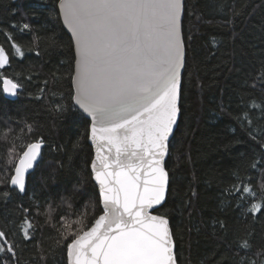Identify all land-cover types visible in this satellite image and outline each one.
Returning <instances> with one entry per match:
<instances>
[{
    "label": "snow or ice",
    "instance_id": "obj_1",
    "mask_svg": "<svg viewBox=\"0 0 264 264\" xmlns=\"http://www.w3.org/2000/svg\"><path fill=\"white\" fill-rule=\"evenodd\" d=\"M57 5L52 15L70 34L66 43L55 35H34L31 43L38 49L43 40L45 51L67 48L72 53L68 70L53 73L55 80L68 81V95L52 92L50 111L61 118L69 112L78 114L84 128L72 145L67 164L58 162L57 166L71 170L73 154L85 139L90 140L95 155L87 169L94 183L90 191L86 189L81 172L73 196L61 197L55 206L46 201L44 211L29 196L36 216L43 215L44 222L29 215L31 207L21 206L19 224L0 223V264H21L29 244L39 252L40 264H47L49 257L53 264H179L180 249L162 213L167 210L170 191L165 159L182 117L186 40L191 39L183 28L186 0H57ZM240 14L233 9V17L224 23L231 25ZM19 30L32 32L33 28L23 23ZM8 39H12L10 34ZM12 48L16 56H24L20 45L13 43ZM35 54L41 55L39 50ZM9 63V54L0 46V69ZM257 79L264 84V72ZM0 81L6 101L23 94L24 85L6 73L0 72ZM43 84L47 86L48 80ZM45 91L42 87L35 98L45 99ZM241 105L244 111L234 118L257 141L259 150H251L250 167L259 173L261 182L254 188L251 176L236 172V181L224 190V196L229 206L234 201L245 219L251 215L255 221L257 213L264 218V127L254 123V119L264 121V100L245 102L241 97ZM35 131L27 121L18 130L0 128V139L8 143L7 158L0 167V186L8 185L0 191L4 202L13 192L28 196L35 170L43 165L45 140L33 137ZM76 194L88 197L91 212L87 203L71 211ZM62 206L69 211L54 218L53 213ZM216 224L228 231L225 221L214 222V227ZM44 226L56 233L49 236L47 247L36 240L37 231ZM232 245L236 264H264V246H256L254 231L236 229L229 241L230 248Z\"/></svg>",
    "mask_w": 264,
    "mask_h": 264
},
{
    "label": "trees",
    "instance_id": "obj_2",
    "mask_svg": "<svg viewBox=\"0 0 264 264\" xmlns=\"http://www.w3.org/2000/svg\"><path fill=\"white\" fill-rule=\"evenodd\" d=\"M186 4L183 28L191 39L186 40L182 117L166 162L170 191L165 202L167 210L162 214L171 221L180 249L179 264H236L235 245L229 247L236 229L254 231L256 246H264V218L257 213L255 221L251 215L245 219L234 201L229 206L224 196V190L236 181V172L241 177L251 176L254 188L261 182L259 173L250 167L251 150H259L257 141L234 117L244 111L241 97L245 102L253 98L264 100V84L257 79L264 72V0H186ZM57 7V0H0V46L10 61L0 72L24 85L22 95L15 100L7 98L14 102H7L0 93V128L11 126L18 130L27 121L36 129L32 136H43L45 140L44 162L35 170L28 196L13 192L8 202L0 199V223L19 224L24 206L31 207L29 215L43 224L45 217L36 216L29 196H34L44 211L46 201L55 206L61 197L73 196V185L82 179L81 172L87 180L86 189L90 191L94 183L88 176L87 164L93 158V148L87 139L73 154L71 170L57 166L58 162L67 164L72 145L84 128L78 114L69 112L61 118L50 111L52 92L68 95V81L55 80L53 73L68 70L72 53L67 48L45 51L43 40L38 49L31 43L34 35H55L66 43L69 35L52 15ZM233 9L241 14L235 16L231 25L225 24L233 17ZM23 23L32 25L33 31L21 32ZM9 34L12 39H8ZM13 43L22 47V58L15 55ZM37 50L41 55L35 54ZM29 75L31 80L27 79ZM44 80H48L47 86ZM254 83L256 87H252ZM42 87L46 88L45 99H36ZM254 123L264 127V121L254 119ZM7 148L8 143L0 139V167L7 158ZM7 187L5 183L0 191ZM72 203L73 212L86 203L91 212L87 196L76 194ZM66 211L67 207L62 206L53 216ZM218 220L226 222L227 232L220 230L218 224L214 227ZM55 234L53 228L44 226L37 231L36 240L47 247L49 236ZM15 239L19 241L20 237ZM25 262L40 264L39 252L31 244L21 255V264ZM47 264H53L52 257Z\"/></svg>",
    "mask_w": 264,
    "mask_h": 264
},
{
    "label": "water",
    "instance_id": "obj_3",
    "mask_svg": "<svg viewBox=\"0 0 264 264\" xmlns=\"http://www.w3.org/2000/svg\"><path fill=\"white\" fill-rule=\"evenodd\" d=\"M65 31L67 32L66 29H65ZM67 34L70 35L68 32H67ZM186 55H187V54H186ZM186 57H187V56H186ZM8 99H10V100H15L16 98H8ZM176 130H177V128L174 130V135H175ZM170 140L172 141V138H170ZM89 143H90V145H91L92 148H93V158H94V155H95V146L92 145V143H91L90 140H89ZM43 149H44V148H43ZM43 149H42V152H43ZM167 158H168V157H166V159H165V167H166ZM169 177H170V175H169ZM169 183H170V181H169ZM167 196H168V194H167ZM166 200H167V197H166ZM165 202H166V201H165ZM153 211L155 212V210H153ZM167 218H168V217H167ZM168 220H169L170 228L172 229V227H171V221H170L169 218H168ZM172 232H173V231H172Z\"/></svg>",
    "mask_w": 264,
    "mask_h": 264
},
{
    "label": "bare ground",
    "instance_id": "obj_4",
    "mask_svg": "<svg viewBox=\"0 0 264 264\" xmlns=\"http://www.w3.org/2000/svg\"><path fill=\"white\" fill-rule=\"evenodd\" d=\"M17 98V97H16Z\"/></svg>",
    "mask_w": 264,
    "mask_h": 264
}]
</instances>
